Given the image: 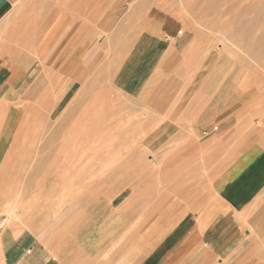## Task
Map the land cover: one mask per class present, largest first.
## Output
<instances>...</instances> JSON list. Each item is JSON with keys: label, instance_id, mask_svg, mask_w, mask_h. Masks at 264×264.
Wrapping results in <instances>:
<instances>
[{"label": "rangeland", "instance_id": "374dc122", "mask_svg": "<svg viewBox=\"0 0 264 264\" xmlns=\"http://www.w3.org/2000/svg\"><path fill=\"white\" fill-rule=\"evenodd\" d=\"M80 24L78 88L61 111L30 112L31 142L0 187V226L43 210L68 247L124 189L143 214L175 199L224 136L206 144L215 126L264 135V0H91Z\"/></svg>", "mask_w": 264, "mask_h": 264}, {"label": "crops", "instance_id": "0c3cea01", "mask_svg": "<svg viewBox=\"0 0 264 264\" xmlns=\"http://www.w3.org/2000/svg\"><path fill=\"white\" fill-rule=\"evenodd\" d=\"M90 1L0 0V172L7 156L15 163L31 142L30 112L61 111L78 88L91 39L89 28L81 36L79 19ZM226 127H214L220 132L206 144L224 136L212 142L204 172L181 183L175 199L143 214V201L124 189L86 231L85 223L77 226L84 232L72 235V247L50 231L43 210L9 220L0 226V264H264V135L249 127L238 136L237 124ZM10 181L0 179V187Z\"/></svg>", "mask_w": 264, "mask_h": 264}, {"label": "bare ground", "instance_id": "6f19581e", "mask_svg": "<svg viewBox=\"0 0 264 264\" xmlns=\"http://www.w3.org/2000/svg\"><path fill=\"white\" fill-rule=\"evenodd\" d=\"M78 1H79V0H78ZM76 3H77V1H76ZM84 3H85V4L88 3L87 0H85ZM84 3H83V4H84ZM72 4H73V3H72ZM72 4L70 5L71 7L73 6ZM77 4H78V3H77ZM75 5H76V4H75ZM80 5H81V4H80ZM86 5H87V4H86ZM93 5H94V4H93ZM68 7H69V6H68ZM76 7H78V5H77ZM84 7H85V6H84ZM72 8H73V7H72ZM89 8H90V7H89ZM74 10H75V8H74ZM92 10H93V8H92ZM72 12H73V11H72ZM92 12H93V11H92ZM92 12H90V13H92ZM94 13H95V12H94ZM89 15H91V14H89ZM92 15H93V13H92ZM75 16H76V15H75ZM87 17L90 18L89 16H87ZM87 17H86V18H87ZM92 17H93V16H92ZM92 19H93V18H92ZM79 20H80V19H79ZM84 20H85V19H84ZM87 20H88V19H86V21H87ZM89 20H91V19H89ZM87 22H88V21H87ZM147 23H148V22H147ZM93 103H94V102H93ZM24 110L27 111L26 109H24ZM24 113H25V112H24ZM31 117H32V116H31ZM32 118H33V117H32ZM32 118H31V119H32ZM32 121H36V120H32ZM23 122H24V121H23ZM29 122H31V120H29L28 123H29ZM28 123H27V124H28ZM33 123L35 124V122H32V124H33ZM30 124H31V123H30ZM30 124H29V125H30ZM29 125H28V127H29ZM23 126H24V124H23ZM31 126H32V125H31ZM21 127H22V126H20V128H21ZM24 127H25V126H24ZM24 127H22L21 129H20L19 127H17V128H19V130H22V129H24ZM28 127L25 128V130L28 129ZM30 129H31V128H30ZM17 130H18V129H17ZM19 130H18V131H19ZM18 131H17L16 133H18ZM29 131H30V130H29ZM27 132H28V130H27ZM20 133H22V132H20ZM18 134H19V133H18ZM13 135H14V134H13ZM15 136L17 137V136H19V135L16 134ZM15 136H14V137H15ZM14 137H13V138H14ZM24 137H25V135H24ZM93 137H94V136H93ZM19 138H20V137H19ZM14 139H16V138H14ZM17 139H18V138H17ZM22 140H23V139H22ZM132 141H133V140H132ZM43 142H44V141H43ZM47 142H48V141H46V143H47ZM18 143L20 144V142H18ZM34 143H35V142H34ZM11 145H12V144H11ZM39 145H40V144H39ZM9 146H10V145H9ZM23 146H24V145H23ZM32 146H33V144H32ZM40 146H41V145H40ZM42 146H43V145H42ZM15 147H16V145H15ZM28 147H29V146H28ZM30 147H31V146H30ZM13 148H14V146H13ZM31 148H32V147H31ZM10 149H11V148H10ZM42 149H43V148H42ZM15 150H16V148H15ZM6 151H8V150H6ZM13 151H14V149H13ZM21 151H22V150H21ZM10 152H11V150H10ZM14 152H17V151H14ZM26 153H27V152H26ZM40 153H41V152H40ZM4 156H5V155H4ZM18 157H19V156H18ZM13 158H14V156H13ZM16 158H17V157H16ZM19 158H20V157H19ZM33 158H34V156H33ZM9 159H10V158H8V156H7V159H6V160L4 159L5 161L3 162V164H4V165L2 166L3 168H4V167L8 168V166H11V162L9 161ZM14 159H15V158H14ZM99 160H100V159H99ZM96 161H97V160H96ZM19 163H20V162H19ZM39 163H41V162H39ZM23 164H24V163H23ZM89 164H90V163H89ZM1 165H2V164H1ZM15 165H16V162H15ZM42 165H43V162H42L41 164H39V166H38V163H37V165L33 166V168H35L36 171L38 170L37 172L39 173L40 170L37 169V168L42 169ZM0 168H1V166H0ZM3 168H2L1 170H3ZM83 168H84V167H83ZM94 168H95V166H94ZM93 170H94V169H93ZM17 171H18V170H17ZM12 173H13V172H12ZM4 174H5V175H4ZM39 174H40V173H39ZM39 174H38V175H39ZM75 174H76V173H75ZM79 174H81V173L79 172ZM2 175H3V177H2L3 180H5V179H6V180H7V179L9 180V179L11 178V177H9V178H5L4 176H6L7 174L4 173V172H0V176H2ZM11 175L13 176V174H11ZM86 175H87V174H86ZM9 176H10V175H9ZM44 176L47 178V182H48L47 184L52 185V182L54 181V168H51L50 170H47L46 173L44 174ZM51 176H53V178H49V177H51ZM6 177H7V176H6ZM75 177H76V176H75ZM77 177H78V176H77ZM13 178H14V176H13ZM13 178H11V179H13ZM3 180H2V181H3ZM55 180H56V179H55ZM74 180H75V179H74ZM77 180H78V179H77ZM72 181H73V180H72ZM40 183H41V182H40ZM40 183H39V184H40ZM1 195H2V194H1ZM8 196H9V195H8ZM0 199H1V197H0ZM0 202H1V200H0Z\"/></svg>", "mask_w": 264, "mask_h": 264}]
</instances>
